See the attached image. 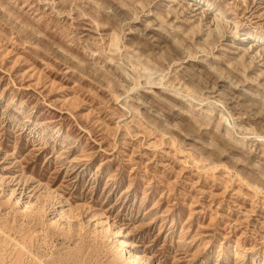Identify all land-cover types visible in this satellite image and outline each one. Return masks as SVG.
Instances as JSON below:
<instances>
[{"label": "rangeland", "instance_id": "1", "mask_svg": "<svg viewBox=\"0 0 264 264\" xmlns=\"http://www.w3.org/2000/svg\"><path fill=\"white\" fill-rule=\"evenodd\" d=\"M204 1L0 0V264H264V0Z\"/></svg>", "mask_w": 264, "mask_h": 264}, {"label": "bare ground", "instance_id": "2", "mask_svg": "<svg viewBox=\"0 0 264 264\" xmlns=\"http://www.w3.org/2000/svg\"><path fill=\"white\" fill-rule=\"evenodd\" d=\"M205 2L204 0H199V2ZM119 245H120V247H123V246H125L126 244H125V242H120L119 243ZM130 254V253H129ZM132 260H133V262L136 264V262H137V258L136 257H132L131 258Z\"/></svg>", "mask_w": 264, "mask_h": 264}]
</instances>
